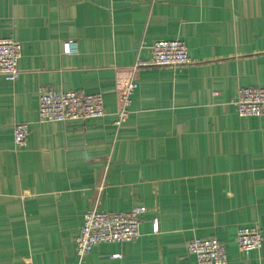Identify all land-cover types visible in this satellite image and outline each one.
Masks as SVG:
<instances>
[{"label":"crops","instance_id":"0c3cea01","mask_svg":"<svg viewBox=\"0 0 264 264\" xmlns=\"http://www.w3.org/2000/svg\"><path fill=\"white\" fill-rule=\"evenodd\" d=\"M5 37L21 57L16 81L0 76V264H74L89 208L138 205L139 236L99 243L82 264H196L194 237L222 242L225 264H264V115L240 117L234 103L239 88L264 87V0H0ZM170 39L189 64L133 69ZM45 85L100 93L104 116L38 122ZM243 226L259 227L260 249L239 250Z\"/></svg>","mask_w":264,"mask_h":264},{"label":"built area","instance_id":"2783aa9c","mask_svg":"<svg viewBox=\"0 0 264 264\" xmlns=\"http://www.w3.org/2000/svg\"><path fill=\"white\" fill-rule=\"evenodd\" d=\"M72 40L63 43L62 50L70 54L75 51ZM148 61L137 59L133 69L139 66H180L191 62L187 47L181 39L157 40L151 47ZM21 57V44L12 38H0V76L14 82L19 76L18 62ZM137 83L129 79L120 90L119 109L115 114L113 125L119 127L125 122L129 113L131 94ZM38 122L86 121L104 116V102L100 93H81L73 90L56 89L41 86L37 93ZM236 112L240 117L264 115V87H241L235 99ZM29 134L26 123H16L13 127V143L17 148L26 145ZM145 212L142 205L117 212H107L89 208L83 215V222L75 238L74 264H82L84 256L99 243L126 242L136 239L140 234L141 216ZM154 220L153 230L157 231ZM259 227L243 226L237 230L236 242L243 253L258 250L262 245ZM188 251L194 255L196 264H225L227 254L225 246L215 237H194L187 242ZM120 258V254H112Z\"/></svg>","mask_w":264,"mask_h":264}]
</instances>
